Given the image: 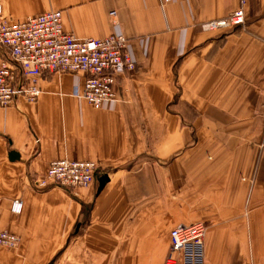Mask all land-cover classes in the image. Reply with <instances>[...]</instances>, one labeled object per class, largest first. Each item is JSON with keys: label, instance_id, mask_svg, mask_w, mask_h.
Returning <instances> with one entry per match:
<instances>
[{"label": "crops", "instance_id": "obj_1", "mask_svg": "<svg viewBox=\"0 0 264 264\" xmlns=\"http://www.w3.org/2000/svg\"><path fill=\"white\" fill-rule=\"evenodd\" d=\"M0 4L14 21L62 10L79 38L123 33L136 61L100 109L70 72L44 73L36 102L0 106V228L21 238L0 264H164L170 231L197 221L205 264H264V0ZM239 8L244 27L202 29ZM64 158L110 180L99 194L97 181L36 189Z\"/></svg>", "mask_w": 264, "mask_h": 264}, {"label": "built area", "instance_id": "obj_2", "mask_svg": "<svg viewBox=\"0 0 264 264\" xmlns=\"http://www.w3.org/2000/svg\"><path fill=\"white\" fill-rule=\"evenodd\" d=\"M0 106L16 105L20 98L36 102L43 92L40 78L44 73H83L85 82L80 95L94 108L117 100L119 79L136 70L123 33L103 38H79L63 23L62 10H52L25 20L14 21L3 15L0 4ZM246 25L243 8L227 17L205 21L209 32L237 30ZM76 94H79L76 89ZM100 167L95 161L57 159L47 172L38 176V190L60 185L69 190L89 187L96 181ZM23 201L13 202L12 211L21 213ZM208 226L203 221L180 224L170 231V246L164 264H205V237ZM20 236L0 229V245L18 247Z\"/></svg>", "mask_w": 264, "mask_h": 264}, {"label": "water", "instance_id": "obj_3", "mask_svg": "<svg viewBox=\"0 0 264 264\" xmlns=\"http://www.w3.org/2000/svg\"><path fill=\"white\" fill-rule=\"evenodd\" d=\"M12 155L14 156L16 154L13 153ZM109 180H110L109 174H107V173L97 174V176H96V181L98 182L97 194H99L104 189V187L106 186V184ZM79 227H80V225L78 226V229H79Z\"/></svg>", "mask_w": 264, "mask_h": 264}, {"label": "rangeland", "instance_id": "obj_4", "mask_svg": "<svg viewBox=\"0 0 264 264\" xmlns=\"http://www.w3.org/2000/svg\"><path fill=\"white\" fill-rule=\"evenodd\" d=\"M4 15V14H3ZM5 16V15H4ZM1 17V16H0ZM101 170V169H100ZM96 182V181H95ZM15 213V212H14ZM1 229V228H0ZM4 230V229H3ZM8 231V230H7ZM11 232V231H10ZM14 233V232H12ZM16 234V233H15ZM20 241H21V238H20ZM20 244V243H19ZM0 246H3V245H0ZM19 246V245H18ZM4 247H7V246H4ZM7 248H10V247H7ZM17 248V247H16ZM10 249H15V248H10Z\"/></svg>", "mask_w": 264, "mask_h": 264}]
</instances>
